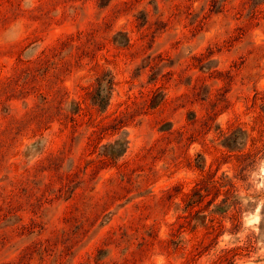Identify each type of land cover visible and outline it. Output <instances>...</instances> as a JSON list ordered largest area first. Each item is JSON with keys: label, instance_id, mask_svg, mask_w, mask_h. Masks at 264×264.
<instances>
[{"label": "rangeland", "instance_id": "1", "mask_svg": "<svg viewBox=\"0 0 264 264\" xmlns=\"http://www.w3.org/2000/svg\"><path fill=\"white\" fill-rule=\"evenodd\" d=\"M0 208V264H264V0L1 3Z\"/></svg>", "mask_w": 264, "mask_h": 264}, {"label": "trees", "instance_id": "2", "mask_svg": "<svg viewBox=\"0 0 264 264\" xmlns=\"http://www.w3.org/2000/svg\"><path fill=\"white\" fill-rule=\"evenodd\" d=\"M7 3L9 2V0H0V4L1 3ZM81 38V34L78 32L76 35H65L64 37H62L61 41H59V45L58 44H53L50 47H48L46 49V54H44L46 57L48 56L49 52H62L63 49H67L70 46H75V43ZM62 46V48L59 49L58 51V46ZM45 52V50L43 51ZM42 52V53H43ZM44 59L43 57H40L38 62H43ZM113 86V82L110 81L109 78H101L99 83H97V88L96 91H94V101L95 104H97L99 107H101L103 104H106V102H108L109 97H110V90L112 89ZM57 92H62L63 88L62 87H57L56 88ZM43 100H45L46 97H42ZM45 102V101H44ZM43 102V103H44ZM79 108L77 109V111H75V113H78ZM73 120V119H71ZM41 171H46L45 169H42ZM12 212L10 211H6L3 212L2 209L0 208V221L1 223H4V221L8 218H10L11 216H17L16 214H11ZM18 217V216H17ZM17 228H25V226L21 223V218H19V222L18 224H16ZM15 227V228H16ZM33 231V230H31ZM0 244H5V240L4 239H0Z\"/></svg>", "mask_w": 264, "mask_h": 264}]
</instances>
